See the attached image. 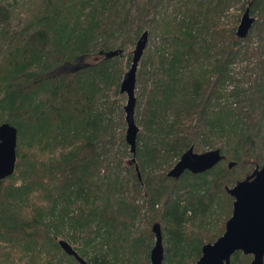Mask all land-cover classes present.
<instances>
[{"label":"trees","instance_id":"obj_1","mask_svg":"<svg viewBox=\"0 0 264 264\" xmlns=\"http://www.w3.org/2000/svg\"><path fill=\"white\" fill-rule=\"evenodd\" d=\"M231 1L176 0L168 13V0H39L15 25L18 1L0 0V123L17 128L15 167L0 179V264H81L59 238L88 264H150L154 222L162 264H195L224 231L210 226L231 215L226 186L264 162V0H240L224 22ZM247 6L255 19L239 37ZM145 29L133 154L109 92ZM190 145L223 159L169 176Z\"/></svg>","mask_w":264,"mask_h":264},{"label":"water","instance_id":"obj_2","mask_svg":"<svg viewBox=\"0 0 264 264\" xmlns=\"http://www.w3.org/2000/svg\"><path fill=\"white\" fill-rule=\"evenodd\" d=\"M254 19L247 6L237 25V36L245 37ZM147 41L148 31L145 29L135 41L130 65L123 73L119 84L120 92L126 94V102L123 106L126 122L124 138L133 154L139 129L134 116L136 73ZM119 51L120 49H113L111 52H106V55H115ZM16 143L17 128L7 121L1 122L0 179L14 170ZM223 156L219 148L195 151L193 145H190L170 167L167 174L178 177L184 170L201 172L211 168L222 160ZM233 164V160L227 163L229 167ZM226 190L233 197L231 215L225 221L222 234L214 241L202 245L201 254L195 264H232L231 255L237 250L252 256L247 264H264V162L261 166L256 165L251 172L238 179L233 185L226 186ZM152 230L155 239L150 249V264H162L164 246L159 222L153 223ZM58 243L66 253L74 256L81 264H88L69 241L59 238Z\"/></svg>","mask_w":264,"mask_h":264},{"label":"rangeland","instance_id":"obj_3","mask_svg":"<svg viewBox=\"0 0 264 264\" xmlns=\"http://www.w3.org/2000/svg\"><path fill=\"white\" fill-rule=\"evenodd\" d=\"M17 1H18V4L13 7V13L14 14H13V17H12V23L15 24V25H22L24 23V20H26V19H28L30 17L31 12L34 11V9H35V7H36V5H37V3H38L39 0H17ZM166 1L167 0H165V2ZM176 3H177L176 0H168V4L167 3L164 4L166 6V8H162L161 7V10H164L165 11V9H166V11L168 13H172L174 7L176 6L175 5ZM239 3H240V0H232L230 2V4H231L230 7L225 11L224 15L220 17V20H222L224 22H227V20L230 18V14L240 12ZM239 16H241V15H239ZM254 39H255V37H254ZM152 42L153 41L150 38H148L147 45H146L145 49L147 47H149V48L152 47V45H151ZM133 47H134V43L126 45V48L124 50V53L127 54L128 51H131V53H132ZM145 49H144V51H145ZM143 55H144V52H143L142 56ZM142 56H141V58H142ZM96 58H98V55L96 56L95 54H92L91 56L84 57L80 63L92 61L93 59H96ZM120 59L122 60L123 65H124L123 67L126 70L128 68V66L130 65V61L131 60L128 62L127 55H124V56L121 55L120 56ZM253 60H254L253 57H250L249 60L242 58V60H238L237 62H235L234 63V66H236V68H240L241 66H244L247 63L252 62ZM139 66H140V61L138 63L137 70H138ZM235 70H238V69H235ZM111 89L114 91L113 88H111ZM139 91H140V85H139V82L137 81V73H136V84H135V90H134L135 96H136V101L139 99L138 98V92ZM109 96H110L111 99L114 98L113 100L116 101L115 116L117 117V120L120 121V116H119L120 111L119 110L122 109L123 110V114H122L123 117L122 118L125 121L123 106H124V104L126 102V94L124 92H119V93L115 94V92H112L110 90ZM122 126H124L126 128V122L124 123V125H122V124L119 125L118 129H121ZM123 132L125 134V129H124ZM56 151L57 150H55V152H53L52 154L51 153H48V152H45L43 154V157H45L46 155L47 156L48 155L49 156H55L58 153ZM227 161H228V159H225L224 160L225 163H227ZM239 170H240V168H237L236 171H239ZM225 217H226V214L223 213V214H221V216H218L217 218H215L214 219V222H213V225L210 226L211 227L210 231L218 232L220 230L221 225L223 226V223L225 225V222H224ZM205 229H209V228L206 227ZM222 232H221V234H222ZM71 245L73 247L75 246L73 243ZM251 258H252V256H251ZM54 260H56V259H54ZM248 262H246V263L242 262V263L247 264Z\"/></svg>","mask_w":264,"mask_h":264}]
</instances>
